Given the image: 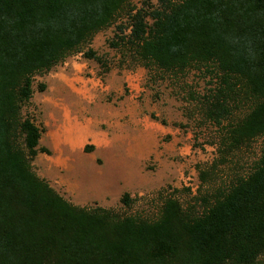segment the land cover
Instances as JSON below:
<instances>
[{
	"label": "trees",
	"instance_id": "trees-1",
	"mask_svg": "<svg viewBox=\"0 0 264 264\" xmlns=\"http://www.w3.org/2000/svg\"><path fill=\"white\" fill-rule=\"evenodd\" d=\"M119 17L110 45L123 57L208 79L193 101L219 129L220 161L262 138L250 170L200 212L171 196L153 220L78 207L31 170L40 129L19 110L32 76ZM0 264H264V0H0Z\"/></svg>",
	"mask_w": 264,
	"mask_h": 264
},
{
	"label": "rangeland",
	"instance_id": "rangeland-1",
	"mask_svg": "<svg viewBox=\"0 0 264 264\" xmlns=\"http://www.w3.org/2000/svg\"><path fill=\"white\" fill-rule=\"evenodd\" d=\"M119 24L126 20L116 18L79 51L32 76L19 110L40 129L31 170L78 207L153 220L171 196L200 212L216 190L250 170L262 138L220 161L219 129L202 120L193 101L210 87L208 79L194 70L161 78L132 63L110 45ZM89 49L99 60L84 54ZM123 193L132 199L128 207L119 202Z\"/></svg>",
	"mask_w": 264,
	"mask_h": 264
},
{
	"label": "crops",
	"instance_id": "crops-1",
	"mask_svg": "<svg viewBox=\"0 0 264 264\" xmlns=\"http://www.w3.org/2000/svg\"><path fill=\"white\" fill-rule=\"evenodd\" d=\"M110 144L107 142V143H104V146H102L99 150L100 152L104 153V154H108L110 152Z\"/></svg>",
	"mask_w": 264,
	"mask_h": 264
}]
</instances>
